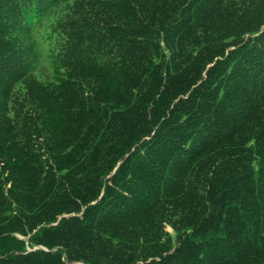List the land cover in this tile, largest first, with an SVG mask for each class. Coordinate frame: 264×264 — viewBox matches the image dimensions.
I'll return each instance as SVG.
<instances>
[{"label": "trees", "instance_id": "1", "mask_svg": "<svg viewBox=\"0 0 264 264\" xmlns=\"http://www.w3.org/2000/svg\"><path fill=\"white\" fill-rule=\"evenodd\" d=\"M0 264H264V0H0Z\"/></svg>", "mask_w": 264, "mask_h": 264}]
</instances>
